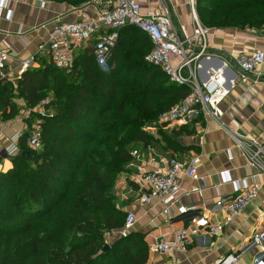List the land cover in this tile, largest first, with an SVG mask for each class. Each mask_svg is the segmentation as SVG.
<instances>
[{
	"label": "trees",
	"instance_id": "obj_1",
	"mask_svg": "<svg viewBox=\"0 0 264 264\" xmlns=\"http://www.w3.org/2000/svg\"><path fill=\"white\" fill-rule=\"evenodd\" d=\"M197 10L204 26H264V0H197ZM126 39L118 37L107 72L90 50H79L70 74L42 63L25 71L15 86L0 79L3 122L18 116L16 98L34 107L51 95L53 112L43 119L41 150H30L24 133L19 153L8 158L11 168L0 172V235H6L5 228L10 238L25 229L38 233L23 251L0 241V264H146L142 236L130 233L111 243L106 240L123 227L126 216L113 192L115 180L127 171V148L133 144L189 150L177 142L189 130L170 135L158 130L156 138L145 130L189 89L170 83L159 68L145 62L151 49L147 38L134 46ZM120 132L126 136L119 139Z\"/></svg>",
	"mask_w": 264,
	"mask_h": 264
},
{
	"label": "crops",
	"instance_id": "obj_2",
	"mask_svg": "<svg viewBox=\"0 0 264 264\" xmlns=\"http://www.w3.org/2000/svg\"><path fill=\"white\" fill-rule=\"evenodd\" d=\"M136 1L141 6L142 15L157 13L165 8L179 36L192 35V12L186 0ZM8 13L9 17H7ZM97 13L98 9L91 0H84L77 4L56 3L48 0L45 2L6 0L4 8L0 10V50L8 53L3 80L15 86L22 75L20 63L30 56H35L37 60L32 68L48 63V54L44 52L39 55L37 48L40 43L46 41L48 29L55 20L69 23L79 21L84 16L95 18ZM195 13L204 26L198 14L197 0ZM205 27L208 28L205 54L218 61L230 63L231 59L237 55L251 56L260 52L264 53V26L242 27L233 24L208 23ZM105 32L111 31L102 29L101 33ZM140 32L136 27L127 26L117 30V35L131 39L129 42L127 39L124 42L134 46L141 42V37L147 38ZM97 36L80 51L90 50L93 53ZM260 71L264 73V64L260 67ZM14 102L20 110L19 113L22 107L26 106L22 99L16 98ZM219 107L223 113L219 122L209 116L194 120L188 125L176 123L162 130L168 135L179 129L191 131L190 134L183 133L177 138L178 144L189 150L171 151L158 149L152 145L159 153L175 157L180 161H187L194 156H198L200 160L197 173L201 180H193L184 172L177 175L180 191L172 213L165 214L163 205L155 199L142 204L135 186L128 180L127 171L116 177L113 192L118 207L126 214L132 213L135 216V223L130 233L142 236L147 245V251L148 246L154 241H171L177 229H187L193 233V243L187 249L166 255L148 251L146 264H217L231 253L240 254L235 264H251L261 249L260 246L245 248L250 243L253 232L256 229H264V171L256 172L249 165L231 135L235 133L247 141L264 146V77L253 81L249 86L239 79L236 80L234 88L222 100ZM52 113L50 109V114ZM3 123L4 126L0 130L1 157L9 144V139L15 133L21 135L26 133L25 124L17 117ZM155 133L149 135L156 138ZM147 146L136 143L133 144L132 149H138L146 154ZM6 158L8 159L7 156ZM2 159L4 169L0 172H6L12 165L10 161L8 165L3 157ZM225 170L229 171L233 181H240L255 173L258 174L260 192L257 198L222 232L210 235L193 228L190 217L202 215L213 223L223 220V214L215 203L219 198L233 195L232 185L224 182L220 175V172ZM189 207H195L196 211L179 214L181 208ZM118 232L119 230L113 232L115 238L119 237Z\"/></svg>",
	"mask_w": 264,
	"mask_h": 264
},
{
	"label": "built area",
	"instance_id": "obj_3",
	"mask_svg": "<svg viewBox=\"0 0 264 264\" xmlns=\"http://www.w3.org/2000/svg\"><path fill=\"white\" fill-rule=\"evenodd\" d=\"M41 2V0H38ZM192 12L193 31L190 37H180L172 25L165 8L157 13L142 15L141 6L136 0H91L98 9L95 18L83 17L75 22L55 20L48 29L47 39L38 45L37 53L46 52L48 63L58 70L70 74L74 69L75 54L84 48L96 35L93 56L96 64L103 71H108L109 57L116 46L117 30L133 26L139 29L151 42L152 48L145 56V62L159 68L175 85L189 89L188 95L161 113L155 122L145 128L148 134H157L176 123L188 125L199 118L212 117L220 120L223 113L220 103L234 88L236 80L249 86L253 81L264 77L260 67L264 64V53L251 56L237 55L230 63L218 61L205 54L208 28L203 26L196 16V0H186ZM6 0H0V10ZM9 13L7 17H9ZM102 29L111 32L101 33ZM101 33V34H100ZM8 58L6 51L0 50V79H4L3 70ZM35 56H30L20 63L21 73L34 67ZM51 95L43 98L34 107L23 106L17 116L25 124L26 146L32 151L42 148V123L50 114ZM4 126L0 119V130ZM22 135L15 133L4 149L6 156L13 157L19 153L18 142ZM256 172L264 171V146L233 133L231 135ZM130 162L127 165L128 180L135 186L142 204L151 199L157 200L164 207V213L173 212V205L180 191L177 175L184 172L193 180H201L197 173L199 157L187 161L168 157L159 153L152 145L146 147V154L138 149L129 152ZM220 175L224 182L233 187V195L219 198L215 205L222 212L223 220L213 223L207 217L196 215L190 217L193 228L216 235L223 231L234 218L240 215L248 205L257 198L260 192L258 174L240 181H233L229 171ZM196 211L195 207L181 208L179 214ZM135 223V216L127 213L119 237H127ZM193 233L187 229L174 231L171 241H154L148 246L150 253L171 254L183 251L193 243ZM264 229H256L250 239V246H260L259 253L251 264H264ZM240 254L231 253L217 264H235Z\"/></svg>",
	"mask_w": 264,
	"mask_h": 264
},
{
	"label": "rangeland",
	"instance_id": "obj_4",
	"mask_svg": "<svg viewBox=\"0 0 264 264\" xmlns=\"http://www.w3.org/2000/svg\"><path fill=\"white\" fill-rule=\"evenodd\" d=\"M108 71H109V69H108ZM130 116H131L130 114H125L124 115L125 118L130 117ZM117 135L119 136V139L124 138L126 136L125 132H122V133L120 132ZM131 146H129V148H127L128 151L132 149L133 146L132 147ZM115 157L116 156H114V161H115ZM4 159L7 161V164L9 165V163H10L9 162V159H7V158H4ZM3 165H4V163L3 162H0V170L1 169H4L3 168ZM69 199H71L70 196H69V198H66L64 200L63 204H61L63 206V210H66V205H67ZM61 205L59 204V207ZM38 230H39V228H37V231ZM3 233H4V235L5 234L6 235L5 236L0 235V241H3L4 246L6 248H8V249L21 250V251L25 250V248L29 244L31 238H33V237H35V236L38 235V233L30 232L27 229H25L21 233L12 234L13 236H11V238L9 237L10 234H8V232H7V228L4 229V232ZM114 239H115V235H113V233L110 234V235H108V236H106V240H107L108 243H111Z\"/></svg>",
	"mask_w": 264,
	"mask_h": 264
},
{
	"label": "water",
	"instance_id": "obj_5",
	"mask_svg": "<svg viewBox=\"0 0 264 264\" xmlns=\"http://www.w3.org/2000/svg\"><path fill=\"white\" fill-rule=\"evenodd\" d=\"M41 2H45V0H41ZM23 154H24V155H28L29 153H28V152H24ZM2 157H3V158H6V154L4 153V151L2 152ZM108 247H109V246L106 245L105 248H104V250L107 249ZM67 251H68V248L65 250V252H67Z\"/></svg>",
	"mask_w": 264,
	"mask_h": 264
}]
</instances>
